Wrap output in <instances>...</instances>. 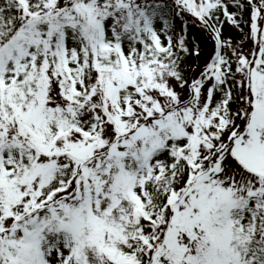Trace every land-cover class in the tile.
<instances>
[{"label":"snow or ice","instance_id":"6c2138e0","mask_svg":"<svg viewBox=\"0 0 264 264\" xmlns=\"http://www.w3.org/2000/svg\"><path fill=\"white\" fill-rule=\"evenodd\" d=\"M0 264H264V0H0Z\"/></svg>","mask_w":264,"mask_h":264},{"label":"trees","instance_id":"16d2710c","mask_svg":"<svg viewBox=\"0 0 264 264\" xmlns=\"http://www.w3.org/2000/svg\"><path fill=\"white\" fill-rule=\"evenodd\" d=\"M235 33L237 34L238 40H240L241 39L240 33L237 32L236 30ZM189 35L190 37L196 38V41L199 43L201 51H200L199 59H196L195 57L190 58L188 60V63L195 68L196 72H199L200 68H202L203 65L205 64V56L209 53L210 49L212 48V41L208 39L206 35L202 34L198 28L189 29ZM197 65H199V67H196Z\"/></svg>","mask_w":264,"mask_h":264},{"label":"rangeland","instance_id":"374dc122","mask_svg":"<svg viewBox=\"0 0 264 264\" xmlns=\"http://www.w3.org/2000/svg\"><path fill=\"white\" fill-rule=\"evenodd\" d=\"M224 34L227 37H232L234 40L238 41V37L237 34L235 33V30L228 25L227 23L225 24V28H224ZM245 47H251V41H246L245 42ZM212 54V48L210 49L209 53L205 56V63L207 62V60L209 59L210 55Z\"/></svg>","mask_w":264,"mask_h":264}]
</instances>
